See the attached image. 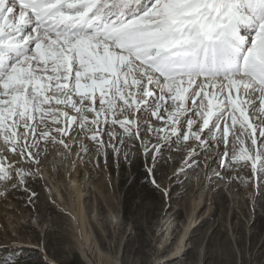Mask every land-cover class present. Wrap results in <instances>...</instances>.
I'll return each mask as SVG.
<instances>
[{"label":"snow or ice","instance_id":"obj_1","mask_svg":"<svg viewBox=\"0 0 264 264\" xmlns=\"http://www.w3.org/2000/svg\"><path fill=\"white\" fill-rule=\"evenodd\" d=\"M117 127L264 177V0H0V198L48 146L118 152Z\"/></svg>","mask_w":264,"mask_h":264},{"label":"rangeland","instance_id":"obj_2","mask_svg":"<svg viewBox=\"0 0 264 264\" xmlns=\"http://www.w3.org/2000/svg\"><path fill=\"white\" fill-rule=\"evenodd\" d=\"M115 131L126 146L113 140L118 152L111 146L100 150L96 146L90 153L99 162L107 159L106 170L104 165L99 169L103 187L89 194L91 206L86 209L93 228L87 234L91 238V250H96L97 264H116L115 256L117 264H264V177L246 173L243 178L251 187L249 191L245 190L242 179L211 180L205 208L189 233L185 251L180 257L166 261L176 249L190 209L189 203L181 200L180 191L186 183L175 182V174L188 151L181 141L155 153L153 160L152 154H144L139 140L127 138L118 127ZM104 140L108 142V137ZM152 143L168 142L153 137ZM51 147L42 153V162L49 156ZM58 148L55 147L54 159L66 158L68 155H61ZM89 159L93 161V157ZM22 166L35 174L28 178L27 190L10 189L1 198V202L14 210L8 212V217L0 215V261L14 254L18 264H45L39 252V247H43L57 264H87L76 250L68 251L73 245L74 227L69 216L53 205L55 196L47 189L51 186L41 179L36 165L24 162ZM140 167L145 169L147 183ZM148 168H153L152 175ZM133 171L136 178L132 179ZM229 172L230 167L225 168V174ZM58 191L68 202L63 189ZM171 211L177 214L170 216L175 220L174 236L164 244L163 221ZM8 220L10 226L5 222ZM44 224H48L47 231L41 232ZM17 236L21 242L16 243Z\"/></svg>","mask_w":264,"mask_h":264},{"label":"bare ground","instance_id":"obj_3","mask_svg":"<svg viewBox=\"0 0 264 264\" xmlns=\"http://www.w3.org/2000/svg\"><path fill=\"white\" fill-rule=\"evenodd\" d=\"M73 135H75V133H73ZM81 141H83V137H81ZM83 142L89 149V151L87 152L89 153L88 155H86V153L84 152H80L78 156L76 154V151L79 149V144H77L73 152L66 154L68 155L65 156L66 158H63L61 160L54 159V157L56 158L57 151H55V147L52 146L51 148H49L50 153L47 159L44 157V161H41V164L36 168L41 175V179H43L44 182L48 183L49 186H51L50 188L47 187V189L49 190L50 195L52 194L55 196V199H53L55 200L53 205H55L60 212L67 214L71 219L72 226L74 227V232L71 234V237H73L71 239L73 245L69 248L68 251L76 250L87 264H97L94 260L96 250H91V238L90 235L87 234V231H92L93 228L87 217L86 209L87 207L91 206V203L88 200L89 194L91 192H95V189L97 187H99L100 190L101 187H103L101 171L99 172V169H101V166L104 165V169L106 170L107 159H102L99 162L98 159L90 155V153L96 149L97 145L90 140ZM169 145H171V143L162 144V150L167 149ZM192 146L196 147L194 143L192 144ZM222 151L223 145H217L206 154L203 152L202 148L197 147L195 159L188 161V163H185V161L188 159L187 152L184 161L179 167L178 172L175 174L176 183H186L182 186L183 189L180 191L181 200L184 202H188L190 205V209L188 211L186 220L181 227L182 229L180 231L176 249L173 253H171L170 256L166 258V261L180 257L185 251L186 241L189 233L199 221V215L202 208H205V201L209 191L208 186L210 185L211 180L216 179V181L218 180V182H224L226 179H242L243 184L246 186L244 187L245 190H251V187H249L246 179L243 178L245 177L246 173H250L251 175H253L250 166L239 167L233 165L232 167H230L229 174H225L226 167H221L220 160L216 159V157H219L221 155ZM89 158H91L93 161L91 162ZM181 169H183V171H181ZM216 177L223 180L221 181ZM60 188L63 189L64 195L67 196L68 202H65L63 195L58 191L60 190ZM245 195L248 196L247 193ZM13 208V206L1 202L0 198V215L7 216L8 214H10L8 213L9 211L14 210ZM170 214L171 215L167 216L166 220L164 219L163 221L165 228L163 230L164 238L162 243L164 244H167L170 240L173 239L172 237L174 236L173 233L175 220L170 219V216L175 215L176 212L171 211ZM5 222L7 223V226L11 225L10 220ZM47 226L48 224L42 225V227H40L41 232L45 231L47 229ZM18 242H21L19 236H17L16 243ZM81 242H83V244ZM39 252L45 261L44 248L39 247ZM48 258L51 259L49 256ZM64 260H66V258ZM114 261L117 264L116 256L114 257ZM118 264H120V262Z\"/></svg>","mask_w":264,"mask_h":264},{"label":"trees","instance_id":"obj_4","mask_svg":"<svg viewBox=\"0 0 264 264\" xmlns=\"http://www.w3.org/2000/svg\"><path fill=\"white\" fill-rule=\"evenodd\" d=\"M141 168V172L144 174V181H145V183H147V180H146V172H145V169L143 168V167H140ZM133 178H136V175H135V173H134V171H133V177H132V179ZM133 182V181H132Z\"/></svg>","mask_w":264,"mask_h":264}]
</instances>
